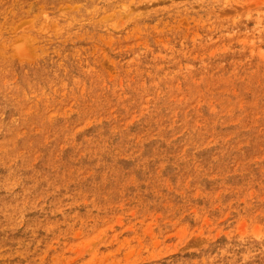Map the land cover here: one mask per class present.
<instances>
[{
    "label": "rangeland",
    "instance_id": "obj_1",
    "mask_svg": "<svg viewBox=\"0 0 264 264\" xmlns=\"http://www.w3.org/2000/svg\"><path fill=\"white\" fill-rule=\"evenodd\" d=\"M0 264H264V0H0Z\"/></svg>",
    "mask_w": 264,
    "mask_h": 264
}]
</instances>
